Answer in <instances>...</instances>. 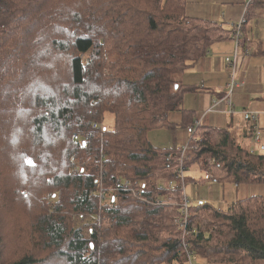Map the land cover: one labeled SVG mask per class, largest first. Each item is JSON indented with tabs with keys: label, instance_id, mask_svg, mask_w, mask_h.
<instances>
[{
	"label": "trees",
	"instance_id": "16d2710c",
	"mask_svg": "<svg viewBox=\"0 0 264 264\" xmlns=\"http://www.w3.org/2000/svg\"><path fill=\"white\" fill-rule=\"evenodd\" d=\"M186 5L0 0V264H187V248L204 264H264V197L191 205L183 237L175 224L186 183L264 185V154L200 126L180 182V149L147 138L172 112L192 124L183 97L201 90L175 76L234 39ZM243 18L264 19V0Z\"/></svg>",
	"mask_w": 264,
	"mask_h": 264
},
{
	"label": "crops",
	"instance_id": "0c3cea01",
	"mask_svg": "<svg viewBox=\"0 0 264 264\" xmlns=\"http://www.w3.org/2000/svg\"><path fill=\"white\" fill-rule=\"evenodd\" d=\"M246 5L247 0H187L185 12L189 18L223 23L230 29L244 19ZM243 24L245 34L238 47L241 62L236 75L237 82L243 85L235 88L231 94V113L224 100L229 83L225 57L233 54L236 48L234 39L213 44L208 54L184 71L177 80L183 85L195 86L201 90L183 97L182 108L192 114L193 121L200 119L202 127L227 129L242 148L260 154L258 152L264 151V137L261 135L264 133V19L258 18ZM247 111L257 112L258 115L251 119L245 113ZM168 119L173 124L171 127L161 129L164 132L156 135L154 131L161 130L151 131L147 138L154 147L180 149L187 140L186 129L181 126L182 116L179 112H172ZM206 119L211 121L209 126L203 125ZM254 126L258 127L260 133L258 143L253 142ZM241 186L244 187L243 195L239 197ZM260 191H263L261 197H264V188L240 185L235 188L236 195L232 200L221 199L214 205L223 209L226 202L256 197ZM197 200L202 202L206 198L197 197Z\"/></svg>",
	"mask_w": 264,
	"mask_h": 264
},
{
	"label": "built area",
	"instance_id": "2783aa9c",
	"mask_svg": "<svg viewBox=\"0 0 264 264\" xmlns=\"http://www.w3.org/2000/svg\"><path fill=\"white\" fill-rule=\"evenodd\" d=\"M251 0H247V3H249ZM244 23V20L242 19L239 21L236 25L233 26L234 28V38L236 40V48L234 49L233 54L230 56L225 57V63L227 66V70L229 73V83L227 84V91L224 96V100L226 101L227 105L229 106V113H231V94L233 90L239 86H242V83L237 82L236 75H237V68H238V61L240 54L238 53V47H239V40L241 38V28ZM256 118L255 115L251 116V119ZM97 125L92 124V128H95ZM201 126V120L200 119H195L192 124H190L188 127H186V133L189 135V137H192L194 134L195 130L197 127ZM100 130H103L101 127V124L99 125ZM74 140H77V137H74ZM260 140V133L258 130L257 126L253 127V142L258 143ZM194 147L190 143L184 144L180 148V160H179V167L177 169V179L180 182H183L184 176L186 175V170L184 167V162L188 160L189 157V152L193 149ZM253 153L252 151H250ZM72 161V160H71ZM169 189H173L172 184H168ZM115 190H123V191H128L131 194L135 195L133 186L130 184L128 181H121L115 186ZM99 197L100 199H103V192L102 190H99ZM191 206L189 203L188 199L183 196L182 198V205H181V216L177 220H175V224H177L180 228L185 230L186 225H187V219H188V208ZM195 259L194 256L191 254L187 255V264H192V260Z\"/></svg>",
	"mask_w": 264,
	"mask_h": 264
},
{
	"label": "rangeland",
	"instance_id": "374dc122",
	"mask_svg": "<svg viewBox=\"0 0 264 264\" xmlns=\"http://www.w3.org/2000/svg\"><path fill=\"white\" fill-rule=\"evenodd\" d=\"M240 62H241V57H239V61H238V65L239 66L237 68V71L240 68ZM178 78H179V76H175L176 80ZM245 113L248 114L250 118L253 115H255V116L258 115L257 112H253V111H247ZM203 123H204L203 124L204 126H209L211 121L209 119H206L205 121H203ZM112 124H113L112 117L110 115H105L104 119H103V122L101 124V127L102 128H110L112 126ZM184 129H186V127H184ZM154 132H155L154 134L156 135V134H160V132H164V130L154 131ZM180 135L182 136L183 133H181ZM261 135L264 137V133L263 134L261 133ZM186 136H187V138L189 137L188 134H186ZM186 142H187V140H186ZM256 149H259V146H256ZM261 152H264V151L261 150ZM261 152H258V153L262 154ZM188 175H190L194 179H198L199 176H205L204 174H199L196 167L190 168V170L188 172ZM246 186H250V185H246ZM251 186H253L255 188H259V189L264 188V185H260L262 188L258 187L257 185H251ZM235 188H236V186H234L233 184H230V183H227V184H225V185H223L221 187V185H219V184H217L215 182H211V181H207L203 185H199V184L188 182L183 187V196L188 199V201H189V203L191 205H194V204H197V203L200 202L199 200H197V197L206 198L207 202H209V199H212L211 203L217 204V203H219V201L221 199H225L226 201L232 200L235 197V195H236ZM243 188H244L243 186L239 187L238 196L239 195L240 196L243 195ZM248 191H250V189ZM262 193H263V191L258 192L257 196H259V195L261 196ZM179 229H180V231L182 233V237H183L185 235V231L182 228H180V227H179ZM183 249H184V246H183ZM184 251H185V256L187 258V255L191 254V253H189L190 251L188 250V248H187V250L184 249ZM192 264H204V261L201 260V259L196 258V259L192 260Z\"/></svg>",
	"mask_w": 264,
	"mask_h": 264
},
{
	"label": "water",
	"instance_id": "95a60500",
	"mask_svg": "<svg viewBox=\"0 0 264 264\" xmlns=\"http://www.w3.org/2000/svg\"><path fill=\"white\" fill-rule=\"evenodd\" d=\"M26 165H27V166H33V163H32L30 160H27V161H26Z\"/></svg>",
	"mask_w": 264,
	"mask_h": 264
},
{
	"label": "bare ground",
	"instance_id": "6f19581e",
	"mask_svg": "<svg viewBox=\"0 0 264 264\" xmlns=\"http://www.w3.org/2000/svg\"><path fill=\"white\" fill-rule=\"evenodd\" d=\"M235 39V38H234ZM236 41V40H235Z\"/></svg>",
	"mask_w": 264,
	"mask_h": 264
}]
</instances>
